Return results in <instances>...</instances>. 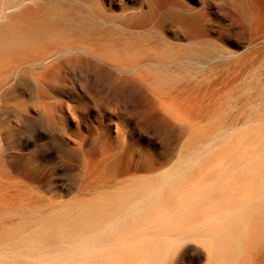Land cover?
<instances>
[{
  "label": "rangeland",
  "instance_id": "rangeland-1",
  "mask_svg": "<svg viewBox=\"0 0 264 264\" xmlns=\"http://www.w3.org/2000/svg\"><path fill=\"white\" fill-rule=\"evenodd\" d=\"M148 1L174 77L5 76L0 264H264V0Z\"/></svg>",
  "mask_w": 264,
  "mask_h": 264
},
{
  "label": "bare ground",
  "instance_id": "bare-ground-1",
  "mask_svg": "<svg viewBox=\"0 0 264 264\" xmlns=\"http://www.w3.org/2000/svg\"><path fill=\"white\" fill-rule=\"evenodd\" d=\"M8 11L11 14L0 26V92L6 85L5 76L15 71L35 79L38 85L54 66L80 61L95 67L98 76L108 75L111 70L118 77L141 81L174 77L175 73L166 69L174 48L161 33L150 29H155L150 24L161 28L166 21L154 19L150 4L145 11L135 0H66L64 4L55 0H0V20ZM175 35L178 40L182 38L180 32ZM199 44L208 46L206 40ZM205 48L189 50L186 58L203 64L208 58ZM118 175L123 183L135 180L127 176L128 170ZM130 208L128 204L119 208L117 222L126 220ZM101 211L111 219L116 216L112 206Z\"/></svg>",
  "mask_w": 264,
  "mask_h": 264
}]
</instances>
